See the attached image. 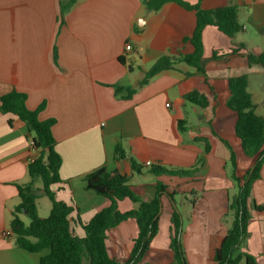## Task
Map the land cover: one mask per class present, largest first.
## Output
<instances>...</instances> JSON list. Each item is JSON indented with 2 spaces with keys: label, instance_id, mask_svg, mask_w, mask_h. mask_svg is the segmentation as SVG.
I'll return each instance as SVG.
<instances>
[{
  "label": "crops",
  "instance_id": "obj_1",
  "mask_svg": "<svg viewBox=\"0 0 264 264\" xmlns=\"http://www.w3.org/2000/svg\"><path fill=\"white\" fill-rule=\"evenodd\" d=\"M69 1L0 0V96L13 90L24 93L29 110L45 104L41 121H56L52 132L62 158L56 196L76 209L70 218L72 230L84 237L75 220L79 217L87 224L110 206L109 200L88 191L84 181L105 166L127 176L145 202L155 198L158 182L172 196L162 198L158 234L138 264H175L170 246L175 208L182 216L181 242L188 264H215L212 254L233 225L229 204L238 191L231 178V151L240 176L253 167L235 135L237 114L226 106V85L232 78L247 76L256 113L264 118V66L248 60L249 55L264 53V0H183L205 10L237 6L243 30L229 38L216 27H206L205 75L177 62L144 87L138 85L159 59L194 54L188 39L196 29V13L176 2L155 11L143 0H76L62 25L61 5ZM241 45L245 49L232 54ZM117 87L137 91L128 99L126 91L116 93ZM195 90L211 102L213 92L218 94L216 113L212 106L203 109L182 102ZM179 122L185 123L184 131ZM202 139L211 147L207 155ZM118 145L127 156L116 163ZM203 155L204 164L193 177L150 173L154 165L190 170ZM37 156L26 126L16 116L0 112V264H40L49 253L27 252L16 245L13 235L3 237L11 232L13 212L20 203L17 185L30 182V159ZM254 203L263 210L251 208L241 250L264 264V163L252 187L250 206ZM118 207L127 213L138 206L124 200ZM138 233L134 220L120 224L107 240L110 256L127 262Z\"/></svg>",
  "mask_w": 264,
  "mask_h": 264
},
{
  "label": "trees",
  "instance_id": "obj_2",
  "mask_svg": "<svg viewBox=\"0 0 264 264\" xmlns=\"http://www.w3.org/2000/svg\"><path fill=\"white\" fill-rule=\"evenodd\" d=\"M143 1L148 10L155 11L167 2H176L196 13L197 25L192 38L188 39L195 47L194 54L180 58L163 57L159 59L147 72L138 87L146 86L152 78L163 71L172 69L177 62H184L205 75L202 65L204 29L209 26L216 27L229 38L235 37L243 30L237 6L205 10L199 4L190 5L183 0ZM75 3L76 0H70L61 5L60 24H64L65 16ZM244 49L245 47L241 45L231 51L232 54H238ZM216 55L214 54V57ZM248 60L250 65L264 66V53L259 56L249 55ZM54 61L57 62L56 50ZM226 90V106L237 114L236 138L240 141L245 156L253 160V167L245 176H240L236 154L231 151V178L238 189L229 204V214L233 217V225L228 234L217 242L212 259L215 264H241L243 261L246 264H258L255 257L241 249L248 236V226L252 219L251 208L258 211L263 210L256 203L250 206V200L253 184L260 178L261 167L264 163V118L256 113V105L248 92L247 76L228 80ZM125 91L127 93L125 98L130 99L136 93L137 88H116L118 95ZM213 94L214 98L211 102L205 94L195 90L186 94L182 102L203 109L212 106L213 112L216 113L219 97L216 92ZM26 103L27 95L16 90L0 96V112L4 115L16 116L26 126L32 146L38 152V156L29 165L30 182L17 185L20 203L13 212L10 226L16 245L30 253H41L48 250V255L41 258L40 264H84V261L88 264H138L141 262L150 250L151 243L159 231L162 198L166 195L172 198L168 194L166 186L158 182L155 198L145 202L132 190L130 179L117 171L111 172L104 166L88 174L84 178L86 189L109 200L110 206L95 215L87 224H84L78 217L75 223L85 233L84 237H79L72 230L70 220L76 209L59 201L56 196V187L62 183L59 175L62 158L56 151V140L52 132L56 121L54 119L46 121L39 119V114L45 109V104L32 111L28 109ZM184 125V122H179L178 127L181 131H184ZM200 141L205 143L204 155L209 154L211 147L208 140ZM223 141L229 146L226 140L223 139ZM204 155L190 170L168 169L154 165L151 167L150 173L155 176L193 177L199 173L203 166ZM126 156L122 146L118 145L115 162L123 161ZM132 165L134 171H140L137 163L133 161ZM38 180L42 181V189L35 186ZM43 196L49 198L52 203L50 214L45 219L40 218L37 205L38 200ZM124 200H130L138 207L130 212L122 213L118 206ZM22 215H26L30 219L28 226L21 219ZM128 220H134L137 223L139 233L134 240L129 260L122 263L110 256L107 240L120 224ZM171 223L170 246L175 253V264H188L181 242L182 216L177 208L174 209Z\"/></svg>",
  "mask_w": 264,
  "mask_h": 264
},
{
  "label": "rangeland",
  "instance_id": "obj_3",
  "mask_svg": "<svg viewBox=\"0 0 264 264\" xmlns=\"http://www.w3.org/2000/svg\"><path fill=\"white\" fill-rule=\"evenodd\" d=\"M35 186L39 187L38 189H42L43 187L42 181L38 180ZM37 205H38L39 215L41 217H44L43 219L47 218L50 214L49 211L51 205L49 198H47L46 196L41 197ZM21 219L27 226L30 224V219L26 215H22ZM84 264H88V263L84 261Z\"/></svg>",
  "mask_w": 264,
  "mask_h": 264
},
{
  "label": "built area",
  "instance_id": "obj_4",
  "mask_svg": "<svg viewBox=\"0 0 264 264\" xmlns=\"http://www.w3.org/2000/svg\"><path fill=\"white\" fill-rule=\"evenodd\" d=\"M132 49V47L130 46V45H128L127 47H126V50L127 51H130ZM170 105H167V107H169ZM34 161V158H31L30 159V163H32ZM147 165L148 166H151V163H147ZM12 235V232H4L3 233V237H5V238H8V237H10Z\"/></svg>",
  "mask_w": 264,
  "mask_h": 264
},
{
  "label": "water",
  "instance_id": "obj_5",
  "mask_svg": "<svg viewBox=\"0 0 264 264\" xmlns=\"http://www.w3.org/2000/svg\"><path fill=\"white\" fill-rule=\"evenodd\" d=\"M161 212H162V209H161V211H160V214H161Z\"/></svg>",
  "mask_w": 264,
  "mask_h": 264
}]
</instances>
